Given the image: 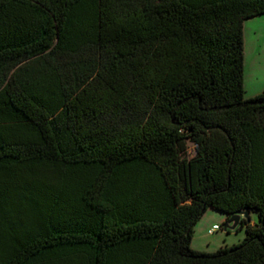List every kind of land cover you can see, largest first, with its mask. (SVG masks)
Here are the masks:
<instances>
[{"label": "trees", "instance_id": "obj_1", "mask_svg": "<svg viewBox=\"0 0 264 264\" xmlns=\"http://www.w3.org/2000/svg\"><path fill=\"white\" fill-rule=\"evenodd\" d=\"M261 15L264 0H0V264H264V90L244 86ZM210 209L258 223L198 252Z\"/></svg>", "mask_w": 264, "mask_h": 264}, {"label": "rangeland", "instance_id": "obj_2", "mask_svg": "<svg viewBox=\"0 0 264 264\" xmlns=\"http://www.w3.org/2000/svg\"><path fill=\"white\" fill-rule=\"evenodd\" d=\"M247 91L245 98H249L250 93L253 92L248 83ZM193 148V144L189 143V152L191 154L194 151ZM250 219L252 222L258 223L256 215H252ZM226 223L227 216L225 214L210 209L195 227L191 243L192 249L202 253L213 254L222 247H232L240 244L246 236L245 229H241L238 226L236 229L225 230L224 225ZM216 224L220 227L218 230L214 229Z\"/></svg>", "mask_w": 264, "mask_h": 264}, {"label": "crops", "instance_id": "obj_3", "mask_svg": "<svg viewBox=\"0 0 264 264\" xmlns=\"http://www.w3.org/2000/svg\"><path fill=\"white\" fill-rule=\"evenodd\" d=\"M244 49L245 93H248V83L253 91L249 98H252L264 90V15L245 22ZM251 223L256 224L252 220Z\"/></svg>", "mask_w": 264, "mask_h": 264}, {"label": "water", "instance_id": "obj_4", "mask_svg": "<svg viewBox=\"0 0 264 264\" xmlns=\"http://www.w3.org/2000/svg\"><path fill=\"white\" fill-rule=\"evenodd\" d=\"M248 219V221H251L249 212L247 210L245 211H239L235 215H233L229 221L224 225L225 230L229 229H236L239 225L242 219Z\"/></svg>", "mask_w": 264, "mask_h": 264}, {"label": "built area", "instance_id": "obj_5", "mask_svg": "<svg viewBox=\"0 0 264 264\" xmlns=\"http://www.w3.org/2000/svg\"><path fill=\"white\" fill-rule=\"evenodd\" d=\"M219 228H220V227H219L218 225H215V226H214V229H215V230H218Z\"/></svg>", "mask_w": 264, "mask_h": 264}]
</instances>
